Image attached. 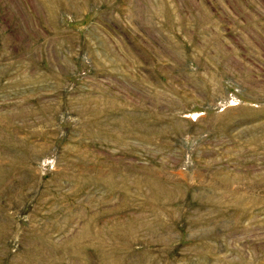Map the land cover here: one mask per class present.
Segmentation results:
<instances>
[{"label":"rangeland","instance_id":"1","mask_svg":"<svg viewBox=\"0 0 264 264\" xmlns=\"http://www.w3.org/2000/svg\"><path fill=\"white\" fill-rule=\"evenodd\" d=\"M0 264H264V0H0Z\"/></svg>","mask_w":264,"mask_h":264}]
</instances>
